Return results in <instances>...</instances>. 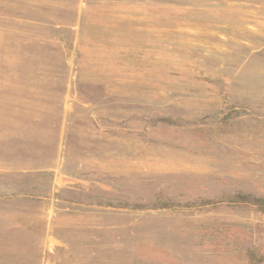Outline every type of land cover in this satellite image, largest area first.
<instances>
[{"label": "rangeland", "instance_id": "obj_1", "mask_svg": "<svg viewBox=\"0 0 264 264\" xmlns=\"http://www.w3.org/2000/svg\"><path fill=\"white\" fill-rule=\"evenodd\" d=\"M0 264H264V0H0Z\"/></svg>", "mask_w": 264, "mask_h": 264}]
</instances>
